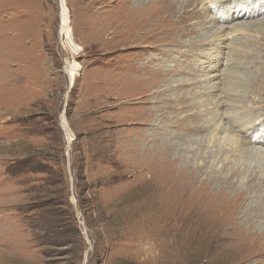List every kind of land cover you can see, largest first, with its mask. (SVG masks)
<instances>
[{
  "label": "rangeland",
  "instance_id": "rangeland-1",
  "mask_svg": "<svg viewBox=\"0 0 264 264\" xmlns=\"http://www.w3.org/2000/svg\"><path fill=\"white\" fill-rule=\"evenodd\" d=\"M257 138L264 0H0V264H264Z\"/></svg>",
  "mask_w": 264,
  "mask_h": 264
},
{
  "label": "bare ground",
  "instance_id": "bare-ground-1",
  "mask_svg": "<svg viewBox=\"0 0 264 264\" xmlns=\"http://www.w3.org/2000/svg\"><path fill=\"white\" fill-rule=\"evenodd\" d=\"M168 7V6H167ZM245 9H248V7H246ZM168 9H166V7H162L161 9H159V11H157V14H156V16H154V19L156 20V22L154 23V25H157V24H159L160 22H163L164 20H167V18H168V14H167V12H165V11H167ZM170 11V10H169ZM172 11V10H171ZM170 11V12H171ZM242 12V13H241ZM244 14H247V11L246 10H244V9H242V11H240L239 12V14L237 15V16H241V15H244ZM148 16V15H147ZM247 16V15H246ZM133 18V17H132ZM245 17L243 16V19H244ZM222 19H229V18H224V17H222ZM138 20V19H137ZM142 21L144 22V23H146V22H148L149 21V18L148 17H146V18H142ZM164 22H166V21H164ZM168 22V21H167ZM158 26V25H157ZM162 26V25H161ZM239 26V25H238ZM145 27V26H144ZM174 27V26H173ZM222 26H220L219 28H217V30L214 32V36H212V38L211 39H209L207 42H211V40H222V39H224L225 38V33H224V30L221 28ZM126 28V27H125ZM170 28V27H169ZM163 29V28H162ZM166 29V28H165ZM164 30V29H163ZM160 31H162V30H160ZM167 31H169V29L167 30ZM172 31V30H171ZM162 33H165V32H162ZM167 33V32H166ZM167 35V34H166ZM79 46V45H78ZM71 51H75L74 49H72L69 45L67 46ZM68 66V65H67ZM65 70V69H64ZM212 74H214V73H212ZM208 76V75H207ZM217 76L218 75H211V76H208V77H206L208 80L207 81H205V89H206V93L208 94L207 96L209 97L208 98V101H209V103H214V105L216 106V105H220L221 104V102H222V99H220V94H218V92H220L219 90H218V87H219V82H218V80H217ZM205 80V79H204ZM203 83V82H202ZM242 91V90H241ZM232 94V93H231ZM233 95V94H232ZM239 96V95H238ZM222 97V96H221ZM214 106V107H215ZM217 110V109H216ZM215 112V111H214ZM244 124V123H243ZM235 128H237L236 130H242V127L240 126V125H235ZM257 141H259V142H261V143H263L264 144V140H262V139H258L257 138ZM253 148H255V149H259L260 147H258V148H256V147H253ZM261 149V148H260ZM261 150H263L264 151V148L263 149H261ZM210 180H212L211 178L210 179H208V183H210L211 181ZM189 184V183H188ZM227 184H228V182L226 181L225 182V187L227 186ZM189 186H190V184H189ZM189 186L188 185H186V186H184V187H180V191H179V194H178V197H181V195L183 194L184 195V192L186 191V190H189L190 188H189ZM201 189L202 190H204V189H206L207 188V186H206V184L205 183H203V182H201ZM195 191V190H194ZM200 191V190H199ZM211 200L209 201V202H211V203H213L212 202V197L210 198ZM257 212L258 213H260L261 212V209H259V208H257ZM222 217H224V216H222ZM263 225V227H261ZM221 226V225H220ZM257 226H260L261 227V229H263L264 228V224L263 223H258V225ZM261 240V239H260Z\"/></svg>",
  "mask_w": 264,
  "mask_h": 264
}]
</instances>
